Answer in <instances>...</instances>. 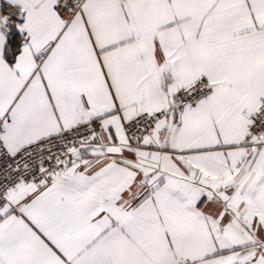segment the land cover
Instances as JSON below:
<instances>
[{
	"label": "snow or ice",
	"instance_id": "obj_1",
	"mask_svg": "<svg viewBox=\"0 0 264 264\" xmlns=\"http://www.w3.org/2000/svg\"><path fill=\"white\" fill-rule=\"evenodd\" d=\"M0 264H264V0H0Z\"/></svg>",
	"mask_w": 264,
	"mask_h": 264
}]
</instances>
